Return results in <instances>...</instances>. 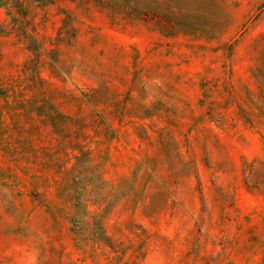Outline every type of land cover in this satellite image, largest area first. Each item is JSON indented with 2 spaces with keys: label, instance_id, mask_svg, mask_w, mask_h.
I'll return each instance as SVG.
<instances>
[{
  "label": "rangeland",
  "instance_id": "rangeland-1",
  "mask_svg": "<svg viewBox=\"0 0 264 264\" xmlns=\"http://www.w3.org/2000/svg\"><path fill=\"white\" fill-rule=\"evenodd\" d=\"M0 264H264V0H0Z\"/></svg>",
  "mask_w": 264,
  "mask_h": 264
}]
</instances>
